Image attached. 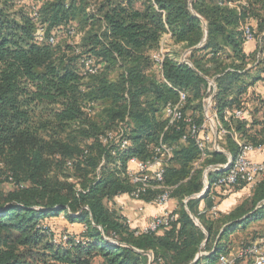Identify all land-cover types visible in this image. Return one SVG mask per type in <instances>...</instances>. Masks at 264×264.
I'll list each match as a JSON object with an SVG mask.
<instances>
[{"label":"trees","instance_id":"16d2710c","mask_svg":"<svg viewBox=\"0 0 264 264\" xmlns=\"http://www.w3.org/2000/svg\"><path fill=\"white\" fill-rule=\"evenodd\" d=\"M188 1L0 0V174L12 186L0 191V264H94L95 258L149 264L144 252L152 253L151 264H189L206 237L203 249L212 252L205 260L212 262L225 248L220 230L233 232L237 219L264 206V177L228 216L212 219L199 213L197 200L183 202L201 191L202 167L225 163L226 155L209 151L194 169L199 150L181 141L184 125L164 131L163 106L186 91L184 115L200 122L205 78L211 79L212 108L228 128L224 111L238 107L264 74V0H191L195 14ZM203 23L206 39L187 55L193 68L171 51L158 69L152 56L162 35L185 51L201 42ZM245 27L256 46L249 53ZM74 35L77 41L58 43ZM83 58L94 61L95 73L84 70ZM230 123L242 141L264 145V120L257 134L251 133L256 121ZM119 128L130 142L121 150L101 140ZM161 136L175 146L162 181L177 202L174 218L135 234L113 200L134 190L128 160L150 158ZM225 140L224 150L234 155L236 144L229 135ZM244 185L220 186L216 197ZM161 191L149 189L139 199L150 202ZM200 199L205 208L213 203L208 194Z\"/></svg>","mask_w":264,"mask_h":264},{"label":"built area","instance_id":"2783aa9c","mask_svg":"<svg viewBox=\"0 0 264 264\" xmlns=\"http://www.w3.org/2000/svg\"><path fill=\"white\" fill-rule=\"evenodd\" d=\"M33 15L36 17V12H34ZM39 32L42 33V29H39ZM243 36L245 43L253 39L249 27L244 28ZM47 40L49 43H54V38L52 36L48 37ZM164 55L165 51L159 48L152 56L158 69L160 68ZM81 63L84 66V70L88 73H95L97 71L98 66L95 65L92 59L83 58ZM262 76V93L256 94L253 85L249 88L250 91L254 89L252 92L255 93L254 95L256 97L260 98L261 105L264 107V74H262ZM166 84L170 86L168 82H166ZM210 87L214 88V86L209 85L207 95L202 99L203 113L201 114L202 120L200 122H197L195 117L191 115H184L188 94L183 90H177V99L173 102H167L163 106L162 116L165 120L164 131L172 127L180 129L181 125L186 127L185 132L181 136V141L186 142L187 139L191 140L197 146L200 153L199 159L194 162V169L201 168L200 165H202L209 151H215L214 130L216 131L217 140L229 135L236 144L237 150L235 154L231 155V158L226 156L225 163L210 164L202 167V188L199 193L194 194V197H192L200 199V193H202L206 187L204 195L208 194V197L211 198L213 203L209 208H205L204 206L200 213H205L210 218L215 219L220 213L215 190L220 186H232L239 182L254 187L264 177V159L260 162H255L247 157L249 152L260 150L262 145L254 146L242 141L230 123L231 120L245 121L247 119L250 114V105L247 99L243 98L238 107L226 109L224 111L223 119L229 126L227 128L223 126L216 111L212 108V101H210V95L212 93L210 92ZM101 140L103 143H107L108 141L115 142L118 144L120 150L126 148L130 144L129 140L123 136L121 128L115 132H107ZM174 148V145L162 141L161 136L157 144L153 146V154L150 158L140 160L136 157H131L128 160L126 175L134 189L131 194H129L131 198L139 199V196L149 189H162V191L150 202L161 207L167 205L171 199L169 190L171 187L165 186L162 184V181L165 167L168 160L173 155ZM218 148L224 150L219 146ZM229 160L231 164L225 169ZM173 218L174 215L172 211L165 210L152 215L143 227L132 229L135 234L156 231L160 227L167 226ZM126 223L130 224V221L126 219ZM64 239L65 236L63 237V240ZM113 241L114 240L109 239L110 243H113ZM53 243H57L56 240H53ZM211 252H203V254L210 255ZM205 264H264V233L256 234L250 240L240 241L236 246L232 245L224 248L216 254L214 261L205 260Z\"/></svg>","mask_w":264,"mask_h":264},{"label":"crops","instance_id":"0c3cea01","mask_svg":"<svg viewBox=\"0 0 264 264\" xmlns=\"http://www.w3.org/2000/svg\"><path fill=\"white\" fill-rule=\"evenodd\" d=\"M163 42L166 43L165 47L162 46ZM159 47L161 49H163L165 51V53H169L171 51L178 52L177 48H179V45L173 44V41L171 40L169 34H163L161 39H160ZM244 48H245V51L247 53L253 52L256 50V46L253 43H245ZM249 66L250 65H248V67ZM254 86H257V89L259 90V92H257L255 90L256 94L262 93V90H263L262 83L258 82ZM249 91H250V88L248 89L247 93L243 96V98L245 99L246 95H252V97L256 101L252 102L253 106L251 107L250 114L248 115L245 122L247 124L252 123V121L258 122V124L253 126L251 129V133L257 134L255 132H258L262 128L261 122L264 120V112L262 111V107H261L262 105L260 104L261 103L260 98L256 97L254 95L255 93L252 92V91H254V89L251 90L250 92ZM257 100L259 102V105H257V103H258ZM218 140L220 143H222V145H224L226 142L225 138H220ZM247 157L250 160L255 161V162L262 161L264 159V145H262V148L260 150H254L252 152H249ZM250 189H253V187H250L249 185L245 184L243 187L239 188V190H237V191H230L229 193L224 194V196L221 198L217 197L218 209L220 211L219 214H221L223 216H228L229 213H231L232 210H234L239 205L238 202H239V199L241 198V195L245 191H248ZM192 200H197V202H198L197 209L200 213L201 209L205 206L204 200L203 199H196V198H192ZM176 205H177L176 200H174L172 198L169 200V202L167 203V205L165 207H163V206L161 207V206H158L157 204H155L153 202H144L140 199H133L128 194H121L119 196H116L113 200V207L115 209H117V211H119L126 219H128L130 221L129 225L131 228L143 227L152 215H154L156 213H160V212L165 211V210L173 211L176 208ZM245 215H249V216L243 219V217ZM245 215L242 216L241 218H239V219H242V221L240 223H237V226L233 232H231V233L226 232L225 233V231H224L221 234V236L218 235V237L221 238L220 245L225 246V248L232 246V244H235L237 242V241L233 240V237L237 236V234H239V235L240 234H247L245 237H242L240 240H238V242H240V241L250 240L256 234L264 233V206L263 205L256 207L253 211H251ZM59 219L60 220H58L57 218L54 219V220H56L55 222L59 226H61V227L62 226L63 227L69 226V225H67V222H66V220H64V218L63 219L59 218ZM239 219H237L236 222ZM249 221H252L253 224L250 225ZM227 224L228 223H226L225 225H227ZM242 224H243V226L241 227L242 229L239 231L240 228L238 226H241ZM225 225L223 227H225ZM70 226H72V225H70ZM73 227H76V226H72V228ZM80 227H81V225H78L76 228H73V229H78V228L80 229ZM204 259H206V258H204Z\"/></svg>","mask_w":264,"mask_h":264},{"label":"water","instance_id":"95a60500","mask_svg":"<svg viewBox=\"0 0 264 264\" xmlns=\"http://www.w3.org/2000/svg\"><path fill=\"white\" fill-rule=\"evenodd\" d=\"M188 7H189V9L192 11V13H194L193 10H192V8H191V0L188 1ZM194 14H195V13H194ZM203 31H204V35H203V38H202L201 42H200L198 45H196V46H194V47H191V48H189V49L183 51V53H182V55H181L180 61L183 62V63H185V64H187V65H189L190 67H192V65H191L190 61L187 59V55H188V53H189L190 51H192L193 49L198 48V47H199V46L205 41L206 36H207V30H206V25H205V23H203ZM192 68H193V67H192ZM205 79L207 80V82H208V84H209L210 86H214V82H213L211 79H207V78H205ZM212 98H213V93L210 95V101H212ZM214 133H215V135H214V149H215V151H216V152L223 153V154H225L227 157L231 158V154H230L229 152H227V151H225V150H220V149L218 148L217 135H216V131H215V130H214ZM230 164H231V163H230V160H229V161L227 162V164H226V168H225V169H227V168L230 166ZM205 191H206V187H205V189L202 191V193H200V196H199V197H202V196L204 195ZM192 197H194V194L191 195V196H189V197H187V198H185V200H184V204H186V202H187L189 199H191ZM186 209H187V207H186ZM189 215H190V217L192 218V220H193V222L195 223V225H197L198 227H200V228L204 231V229L202 228V226H201V224L199 223V221L197 220V218H196L195 216H193L191 213H189ZM248 216H249V215H245V216L243 217V219L246 218V217H248ZM241 221H242V219H239V220L237 221V223H240ZM204 232H205V231H204ZM223 232H224V230L222 229V230L220 231V233H219V236H221V234H222ZM218 238H219V237H218ZM206 240H207V237H206V239L201 243V246H203V245L205 244ZM217 240H218V239H217ZM113 243H115V241H113ZM121 245H124V244H121ZM201 246H200V249H199L198 253L196 254L195 258H194L193 261H192L191 263H189V264H197L198 261L200 260V258L203 256V252L201 251ZM134 250H136V249H134ZM136 251H138V250H136ZM140 252H142V251H140ZM144 253L148 255V257H149V264H151V261H152V259H153V255H152V253H151V252H144ZM207 256H209V255H207Z\"/></svg>","mask_w":264,"mask_h":264},{"label":"rangeland","instance_id":"374dc122","mask_svg":"<svg viewBox=\"0 0 264 264\" xmlns=\"http://www.w3.org/2000/svg\"><path fill=\"white\" fill-rule=\"evenodd\" d=\"M59 41H58V43H60V42H63V41H67V40H69V41H71V42H74V41H77L78 39H77V37L74 35L73 37H69V38H62V37H60L59 39H58ZM56 42V41H55ZM162 46L163 47H165L166 46V43L165 42H163L162 43ZM177 51L179 52V58H181V55H182V53H183V50L179 47V48H177ZM210 92L212 93V90H210ZM210 92H209V95H210ZM248 96V97H247ZM247 97V98H246ZM245 99H247V102H248V104L250 105V109H251V107L253 106L252 105V102L253 101H256L253 97H252V95H246L245 96ZM257 102H258V100H257ZM261 104V103H260ZM257 105H259V102L257 103ZM262 107V106H261ZM251 111V110H250ZM262 111L264 112V108L262 107ZM201 114L203 113V106H202V108L200 109V111H199ZM224 138V137H223ZM217 143H219L218 144V146L220 147V148H224V145H222V143H220L219 142V140H217ZM200 166H202V165H200ZM0 173H2L1 171H0ZM11 184L9 183V181H7L6 180V178H5V176L3 175V174H0V191H2V192H5V191H8L9 189H11ZM251 193H252V189H251V191L250 190H248V191H245L242 195H241V198L239 199V204L240 203H242V202H244V201H247L248 199H249V197L251 196ZM249 224L251 225V224H253L252 223V221H249ZM249 225V226H250ZM243 226V224L241 225V226H238L240 229H239V231L242 229L241 227ZM247 234H237V236H234L233 237V240L234 241H237L235 244H232L233 246H236L239 242H238V240H240L242 237H245ZM246 241V240H245ZM201 251L202 252H208V251H206V250H204L203 249V246H201ZM207 255L206 254H203V256L200 258V263L201 264H205V257H206ZM99 261H100V259L99 258H95L94 259V264H99ZM54 264H66V263H64V262H55Z\"/></svg>","mask_w":264,"mask_h":264}]
</instances>
